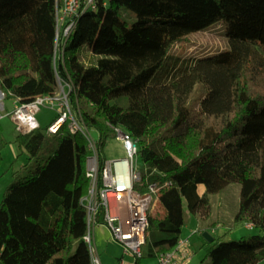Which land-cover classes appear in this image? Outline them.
Listing matches in <instances>:
<instances>
[{"label":"trees","instance_id":"1","mask_svg":"<svg viewBox=\"0 0 264 264\" xmlns=\"http://www.w3.org/2000/svg\"><path fill=\"white\" fill-rule=\"evenodd\" d=\"M122 10L133 14L132 24ZM221 19L229 22L228 48L172 55L174 43ZM257 54L264 58V0H97L64 39L55 0H0L4 98L27 103L54 96L59 80L70 85L69 106L79 124L97 133L100 163L105 140L115 136L111 126L137 141L143 173L134 188L153 186L159 207L148 215L144 246L150 258L180 238L183 203L199 214L209 195L238 183L233 221L259 233L213 237L205 241L202 261L264 260V87L255 85ZM196 85L202 91L192 107ZM47 127L16 137L29 162L12 173L0 200V264H91L81 201L91 151L66 122L55 134ZM1 132L0 124V164Z\"/></svg>","mask_w":264,"mask_h":264},{"label":"built area","instance_id":"2","mask_svg":"<svg viewBox=\"0 0 264 264\" xmlns=\"http://www.w3.org/2000/svg\"><path fill=\"white\" fill-rule=\"evenodd\" d=\"M97 0H55L57 31L61 28V39L68 36L74 27L76 18L83 10L94 8ZM68 89L61 96H41L27 103L16 102L10 116L20 133H28L39 124L36 112L44 103L56 106L59 114L47 127L49 134H55L63 123H67L71 131H80L87 139L91 151L86 161V175L89 178L87 194L81 198L86 209L87 229L83 236L90 250L91 264H102L95 253L92 243V228L103 225L110 232L111 238L123 247V255L131 254L133 259L141 258V248L146 243L149 227V211L154 205L153 194L156 189L151 186L149 191L139 192L134 184L141 182V174L135 166L137 141L120 127L111 126L115 138L124 149V156L100 163L96 149V141L90 130L79 124L71 112L68 93L70 85L61 83ZM58 96V97H57ZM4 94L0 91V108H3ZM251 228V224H247ZM193 250L189 238H179L169 250L156 256V264H190ZM115 264H127L122 256Z\"/></svg>","mask_w":264,"mask_h":264},{"label":"rangeland","instance_id":"3","mask_svg":"<svg viewBox=\"0 0 264 264\" xmlns=\"http://www.w3.org/2000/svg\"><path fill=\"white\" fill-rule=\"evenodd\" d=\"M122 18L129 24L135 21V17L128 10H122ZM228 26L229 22L221 19L201 31L188 34L183 40L174 43L170 51L172 55L184 57L204 56L219 52L224 48H228L225 37ZM85 57L87 58L88 56ZM253 60L258 69H260L258 76H254L255 85L256 87L263 88L264 58L257 54L254 55ZM63 91L67 93L68 89L63 84H59L56 94L61 96L64 94ZM201 91V86L196 85L190 97V106H196ZM16 102L13 98L6 97L2 100L3 108H0L1 136L6 142L2 150V161L0 164V200L6 187L13 181L12 173L15 171L19 172L21 166L29 162L26 154L21 151L19 144L16 142L19 131L9 115L13 111ZM58 114L59 111L56 106L44 103L36 112L35 118L38 124L42 128H45ZM90 133L96 141L98 137L97 133L94 130H90ZM102 156L105 160L122 158L124 156V149L121 142L115 137H108L104 143ZM135 166L139 172L143 173V164L138 156H136ZM240 195L241 186L238 183H231L222 191L209 195L208 206L203 208L199 214L188 213L185 216V224L180 238H189L191 249L193 250L192 264H208L207 261H202L206 254L205 239L201 236L202 231H207L216 240H236L247 234L259 233V230L255 227L248 228L246 224L234 223L233 218L238 210ZM152 197L154 205L150 208L149 213L156 214L159 207L156 203V195L153 194ZM116 248L118 254L121 255L123 247L116 246ZM146 251L147 248L142 246L140 264H155V258L147 257ZM129 255L130 257H127L131 258L132 255ZM258 264H264V260L258 262Z\"/></svg>","mask_w":264,"mask_h":264},{"label":"crops","instance_id":"4","mask_svg":"<svg viewBox=\"0 0 264 264\" xmlns=\"http://www.w3.org/2000/svg\"><path fill=\"white\" fill-rule=\"evenodd\" d=\"M198 191L200 194H202L204 188L202 186H199ZM183 208H184L185 216H187L189 212L185 207V203H183ZM180 237H181V233H180ZM92 243L95 247V253L99 257L102 264H115V262L122 256L124 257V260L126 261L127 264H134L135 262L133 257L128 258L130 257L129 254L123 255V251L121 255L118 254L116 246L118 247L121 245H119L118 243L112 240L110 232L107 230L105 226L101 224L95 225L92 228ZM155 264H156V258H155ZM190 264H192V259Z\"/></svg>","mask_w":264,"mask_h":264},{"label":"water","instance_id":"5","mask_svg":"<svg viewBox=\"0 0 264 264\" xmlns=\"http://www.w3.org/2000/svg\"><path fill=\"white\" fill-rule=\"evenodd\" d=\"M201 236L205 239L207 242H211L213 237L207 232V231H202Z\"/></svg>","mask_w":264,"mask_h":264}]
</instances>
